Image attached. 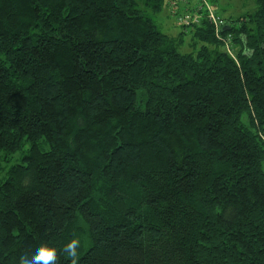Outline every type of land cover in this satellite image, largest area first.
Masks as SVG:
<instances>
[{
	"label": "trees",
	"instance_id": "1",
	"mask_svg": "<svg viewBox=\"0 0 264 264\" xmlns=\"http://www.w3.org/2000/svg\"><path fill=\"white\" fill-rule=\"evenodd\" d=\"M208 1L0 0V264H264V0Z\"/></svg>",
	"mask_w": 264,
	"mask_h": 264
},
{
	"label": "rangeland",
	"instance_id": "2",
	"mask_svg": "<svg viewBox=\"0 0 264 264\" xmlns=\"http://www.w3.org/2000/svg\"><path fill=\"white\" fill-rule=\"evenodd\" d=\"M212 10L216 14L222 15L223 18H237L247 12H251L255 8V0H209ZM154 23L165 33L176 34L179 26L175 23V18L170 14V8H163L154 15H151ZM187 17V16H186ZM222 18V19H223ZM229 47H233L229 46ZM231 54H235L234 50H230Z\"/></svg>",
	"mask_w": 264,
	"mask_h": 264
},
{
	"label": "clouds",
	"instance_id": "3",
	"mask_svg": "<svg viewBox=\"0 0 264 264\" xmlns=\"http://www.w3.org/2000/svg\"><path fill=\"white\" fill-rule=\"evenodd\" d=\"M81 241L71 239L63 248V252L71 259V264H79L78 249ZM19 264H57V249L46 244L34 246L20 258Z\"/></svg>",
	"mask_w": 264,
	"mask_h": 264
},
{
	"label": "built area",
	"instance_id": "4",
	"mask_svg": "<svg viewBox=\"0 0 264 264\" xmlns=\"http://www.w3.org/2000/svg\"><path fill=\"white\" fill-rule=\"evenodd\" d=\"M187 16V17H186ZM185 16V20L189 19L188 15ZM208 19L214 23L215 26H220L222 23V19L212 10V8L208 9Z\"/></svg>",
	"mask_w": 264,
	"mask_h": 264
},
{
	"label": "water",
	"instance_id": "5",
	"mask_svg": "<svg viewBox=\"0 0 264 264\" xmlns=\"http://www.w3.org/2000/svg\"><path fill=\"white\" fill-rule=\"evenodd\" d=\"M229 27L227 25L223 26L222 29L225 30V29H228Z\"/></svg>",
	"mask_w": 264,
	"mask_h": 264
}]
</instances>
